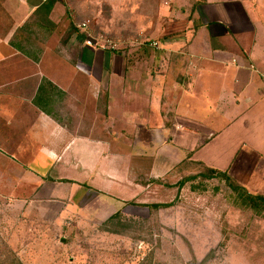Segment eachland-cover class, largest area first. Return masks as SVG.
Returning <instances> with one entry per match:
<instances>
[{"label":"crops","instance_id":"obj_1","mask_svg":"<svg viewBox=\"0 0 264 264\" xmlns=\"http://www.w3.org/2000/svg\"><path fill=\"white\" fill-rule=\"evenodd\" d=\"M111 2L114 33L144 44L96 50L64 2L0 0V127L16 132L0 149L12 148L17 165L64 173L61 183L120 186L128 199L98 191L111 201L172 189L169 173L180 181L226 174L264 196V0ZM69 186L68 195L85 189Z\"/></svg>","mask_w":264,"mask_h":264},{"label":"rangeland","instance_id":"obj_2","mask_svg":"<svg viewBox=\"0 0 264 264\" xmlns=\"http://www.w3.org/2000/svg\"><path fill=\"white\" fill-rule=\"evenodd\" d=\"M60 1L70 9L74 28L88 21L92 36L104 35L117 42L120 48L115 53L140 42L135 35L114 33L117 12L111 0ZM78 36L85 39L83 33ZM73 46L77 47L75 41ZM62 126L71 129L69 124ZM4 129L0 127V143L7 139L12 145L16 132ZM106 137H102L104 146L110 139ZM5 147L0 149V264H264V213L257 216L242 209L237 195L221 178L199 175L179 188V176L172 178L169 173L166 182L172 189L153 185V190L141 189L139 194L146 191L147 197L137 202L111 201L98 191L128 199L120 186L109 188L98 178L89 179L86 186L82 179L73 181L72 177L61 183L64 173L44 172L39 165H17L7 157L12 148ZM85 151L94 152L87 145ZM34 152L28 149V154ZM131 182L142 186L146 180ZM71 183L85 189L68 195ZM147 201L173 206L154 211L141 205ZM66 204L72 208L68 212H64Z\"/></svg>","mask_w":264,"mask_h":264},{"label":"trees","instance_id":"obj_3","mask_svg":"<svg viewBox=\"0 0 264 264\" xmlns=\"http://www.w3.org/2000/svg\"><path fill=\"white\" fill-rule=\"evenodd\" d=\"M114 52V50H112ZM206 179H213V178H221L226 182V185L237 195V198L240 200L239 206L244 209V210H250L252 211L255 215L260 216L264 213V196L261 195H250L247 193V191L240 186H237L226 174H221V173H215L212 172L210 175H202ZM186 181L190 180H182L179 181L177 186L179 188L183 186ZM169 188H173V186H168ZM143 207L148 208L150 210H158L160 208H166V207H171L173 206L172 203L168 204H162V203H150V204H141ZM113 215L112 217H114Z\"/></svg>","mask_w":264,"mask_h":264},{"label":"built area","instance_id":"obj_4","mask_svg":"<svg viewBox=\"0 0 264 264\" xmlns=\"http://www.w3.org/2000/svg\"><path fill=\"white\" fill-rule=\"evenodd\" d=\"M42 2L48 0H40ZM75 27L80 30L84 35V45L93 49H110V50H117L120 47L118 46L117 42H115L112 38L106 37L104 35L92 36V32L89 30V22H79L75 25Z\"/></svg>","mask_w":264,"mask_h":264}]
</instances>
